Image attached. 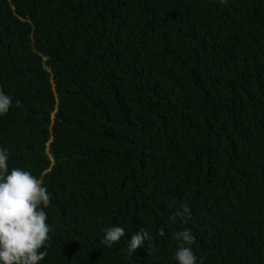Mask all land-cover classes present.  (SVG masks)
I'll use <instances>...</instances> for the list:
<instances>
[{"label":"trees","instance_id":"obj_1","mask_svg":"<svg viewBox=\"0 0 264 264\" xmlns=\"http://www.w3.org/2000/svg\"><path fill=\"white\" fill-rule=\"evenodd\" d=\"M0 90L9 172L51 193L39 264H177L185 228L197 264H264V0H0Z\"/></svg>","mask_w":264,"mask_h":264},{"label":"clouds","instance_id":"obj_2","mask_svg":"<svg viewBox=\"0 0 264 264\" xmlns=\"http://www.w3.org/2000/svg\"><path fill=\"white\" fill-rule=\"evenodd\" d=\"M226 4L227 0H220ZM17 107L21 106L16 101ZM12 106V98L0 90V116L7 114ZM9 150L0 148V264H39L47 255L46 248L51 226L46 222L44 211L51 203V193L43 186V181L30 172L8 168ZM43 206V207H41ZM191 218L188 204H181L170 216L175 223L177 219L187 222ZM102 246L112 248L125 236V229L120 226L105 228ZM159 237L165 235L164 228L157 232ZM150 239L145 228L132 234L125 249L128 256ZM171 239L176 242L173 259L177 264H197V256L192 245L196 237L191 229L185 228L172 233ZM151 255V253L149 252Z\"/></svg>","mask_w":264,"mask_h":264}]
</instances>
